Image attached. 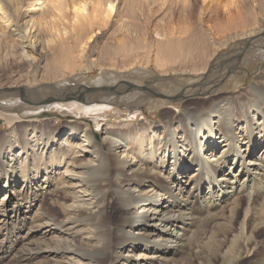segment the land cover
Here are the masks:
<instances>
[{
  "label": "bare ground",
  "instance_id": "bare-ground-1",
  "mask_svg": "<svg viewBox=\"0 0 264 264\" xmlns=\"http://www.w3.org/2000/svg\"><path fill=\"white\" fill-rule=\"evenodd\" d=\"M1 1L8 56L45 79L0 86V123L8 127L0 131V230L8 249L20 246L17 263L176 264L189 250L186 264H244L248 255L246 264H264V244L256 245L264 234V0L233 1L215 36L201 21L166 29L165 0L160 9L157 0H93L87 21L118 33L108 36L117 47L90 60L95 76L81 74L89 56L80 51L93 36L84 5L62 33L60 0H27L25 9L22 0ZM174 1L187 10L189 0ZM151 47L152 59L142 54ZM107 51L121 57L107 60ZM253 58L260 69L240 87ZM153 100L156 119L105 123L99 132L49 111L88 116ZM51 190L59 212L42 202ZM212 224L222 228L209 236V253Z\"/></svg>",
  "mask_w": 264,
  "mask_h": 264
},
{
  "label": "rangeland",
  "instance_id": "rangeland-1",
  "mask_svg": "<svg viewBox=\"0 0 264 264\" xmlns=\"http://www.w3.org/2000/svg\"><path fill=\"white\" fill-rule=\"evenodd\" d=\"M2 1L1 2L3 4H6L5 0H2ZM43 1L45 3L47 1V4H49L48 3L49 0H43ZM233 1H237V3L240 2V0H206L205 4L203 5V7H204L203 8L200 1L189 0V5L186 8L187 10H184L181 12L180 2L174 1V0H165L166 4L169 2L168 5H165V6H167V10L169 11L170 16H168V17L166 16L165 21H163L162 23L163 24L166 23L164 25H166L165 28L168 29L169 28L168 26H170V25H174L175 27H178L179 25H183V24H185V22H187L193 26L196 23H198L199 21H201V22L205 23V25L207 27H209V29L211 27L210 31H212V35L215 36V33H213L214 29H212V28H214L217 24H218V26H224L227 23V21H226L227 15L224 16V14H226L224 12V9L230 8L231 10H234L233 8H234V4L236 2H233ZM22 2H23V9H25L26 5H27L26 4L27 0H22ZM160 2H161V0H157L155 8H159V9L161 8ZM231 2H233V4ZM59 3L61 4V8L63 9L64 12L61 13L59 15V18L55 20V26L57 27L58 30L62 31V33L64 32L63 28H66L68 30H70V28H71V25L73 23V14H74L73 8L74 7H79V6L81 7L84 5L83 14H84V16L87 17L86 21L88 20V14H89V17L91 16V4H93V0H60ZM202 9H203V11H202ZM160 11H162V9ZM199 17H201V18L199 19ZM110 20H112V19L110 18ZM86 21L83 20V22H86ZM149 21H150V17H149V20L147 21L148 22L147 26L149 27V28H147V33H148L147 37L150 40H154L155 35H156V30H155L154 26L152 25L153 24L152 20L150 22ZM224 21H225V23H223ZM87 22L89 24H92L91 21H87ZM182 27H184V26H182ZM97 28L94 24H92V32L91 33L93 34V36L90 38V41L88 40V38H85L84 42H86V45L85 46L82 45V47L83 46L85 47V48H83L84 52L80 51L81 53L85 54L86 56H89L88 68L86 70H84V69L81 70V74H85L88 76H95L99 73V70H100L98 67L90 64L91 63L90 60H93L94 57H96L98 54L100 55V53L104 52V49L108 48L107 46H109L110 49L112 48V45H113V47H117V44L110 42V40L108 38V36H110L111 33L118 35L117 29H115V27L113 28V25L111 27H109V26L101 27V29H100V27H97ZM165 28H163V31L165 30ZM61 35L65 36L64 34H61ZM115 37H118V36H115ZM9 43H10V40L8 38L0 37V63H1L0 68L1 67L3 68L4 66H8V69L6 71V72H8V74L7 73H4L6 75L0 74V86L3 85L1 87L3 89H5V88H8L11 85H15V84L17 85V84H22V83L27 82L28 84L33 85V84H37L39 81L45 80L44 76L42 78V71H40V72H38V70L35 71V69L32 65L28 66V64H26V61L21 60L22 61L21 62L20 60H18V63H17L16 58L13 59V58L9 57L10 56L9 54L11 53L10 49L8 48ZM121 45H123V44H121ZM146 47H149V46H146ZM228 49H229V45H225V46L221 47L219 52H225ZM107 50L109 51V49H107ZM149 50H150L149 53L145 52V50H144V52H142V54L149 55L150 59H152L153 58L152 57L153 56V48L151 47ZM108 51H107V56H105V58L107 57L108 59L109 58H116V59L118 58L119 59V56L121 57L120 54L119 55L117 54L118 57L115 55L112 56V54L110 52L108 53ZM35 57H36L35 55H33V57L31 56V58L34 59V61L31 58H29L28 62L35 63L36 62ZM116 59H114V60H116ZM9 61H11V62H9ZM15 61H16V63H15ZM260 61L261 60H259L257 58H253V59H250L249 61H246L247 63L245 62V64H243V67L245 68V73L243 71H241V73H239V75L237 77V79L239 80V83H240V85H239L240 87H244V86L248 85L249 82L253 79L255 74L260 69V66H261ZM1 65H3V66H1ZM11 65H12V67H11ZM40 69H41V67H40ZM147 69L149 71H153V72L157 73V69L155 68L153 63H149L147 66ZM12 70H13V72H12ZM26 71H27V73H26ZM110 108L111 109L106 108L105 110H103V112H100V114H92V115H88V116H86V115L80 116L77 113L71 112L70 110L65 109V108L59 109L57 107H49V111L56 114V116H55V118H57L56 121H60V123H63L64 121H68V120H70V118L75 117V118H77L78 122H81L82 124H88L93 130H95L96 132H99L100 128L102 126H104L105 123H110V122L118 123V122H121L123 120H131L132 122H135V121H142V118H144L143 120H145V119H148V120L156 119V117L158 116V113L161 109L160 104L154 100L144 104L142 107H140L138 109H134L131 111H128L125 109L120 110L118 106H111ZM45 111H46V109H45ZM47 111H48V109H47ZM129 113H130V115H129ZM131 113L136 114L137 117H131ZM7 128H8L7 125L0 123V131H4V130L6 131ZM95 137H98V136H95ZM53 192L54 191H52V190H51V193H50V191L45 192L42 195V202L45 203L46 206H48V205H49V207L52 206L54 211L59 212L57 210L58 207L54 206V205H56L55 204L56 202L54 201V200H56V195ZM58 196H60V194H58ZM116 209H117V206L114 205V210H116ZM217 222L222 223L221 220H218ZM212 226H213V224L211 226H209L208 230L206 231V236L208 237V240L204 241V242H207V244L205 247H203V249L209 253H212L213 248H214V245H213L214 241L212 239H209V236H213L212 233H214L217 230L222 228V226H218V227L215 226L217 228L210 229ZM193 236H194V234H193ZM262 244H264V234H261L258 237V242L256 245H257V247H260ZM11 247L12 246L10 245V243L8 244V242L6 241V238L3 234V232L0 230V264H18L16 261L17 259L14 258V254H16V252L18 251L17 249L20 246L14 247L13 249H8ZM5 249H6V254H4ZM188 252H190V254H188ZM191 255H192L191 251H189V250L187 252H184L181 255V258L179 259V262L176 264H186L187 260L191 257ZM15 256H17V255H15ZM249 258H250V256L248 255V257L245 260L248 261ZM46 259L48 260L49 263L53 262V260L51 258H46ZM246 261L244 262V264H246Z\"/></svg>",
  "mask_w": 264,
  "mask_h": 264
},
{
  "label": "water",
  "instance_id": "water-1",
  "mask_svg": "<svg viewBox=\"0 0 264 264\" xmlns=\"http://www.w3.org/2000/svg\"><path fill=\"white\" fill-rule=\"evenodd\" d=\"M108 87H110V86H107V85H106L104 88H108Z\"/></svg>",
  "mask_w": 264,
  "mask_h": 264
}]
</instances>
